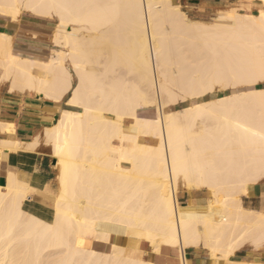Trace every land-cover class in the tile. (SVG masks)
I'll use <instances>...</instances> for the list:
<instances>
[{
  "label": "bare ground",
  "instance_id": "6f19581e",
  "mask_svg": "<svg viewBox=\"0 0 264 264\" xmlns=\"http://www.w3.org/2000/svg\"><path fill=\"white\" fill-rule=\"evenodd\" d=\"M175 1L0 0V93L39 96L58 112L29 141L0 119V167L47 150L58 181L50 220L30 206L36 180L9 170L0 264H160L143 258L142 242L179 248L178 264L190 248L211 264H264L232 259L264 251V211L243 204L264 181V0L209 21ZM26 14L55 23L47 56L15 47ZM218 86L232 91L204 100ZM182 190L208 201L181 205ZM15 233L36 250L28 261L11 254Z\"/></svg>",
  "mask_w": 264,
  "mask_h": 264
},
{
  "label": "crops",
  "instance_id": "0c3cea01",
  "mask_svg": "<svg viewBox=\"0 0 264 264\" xmlns=\"http://www.w3.org/2000/svg\"><path fill=\"white\" fill-rule=\"evenodd\" d=\"M190 1L193 2L191 3ZM187 3L193 9V11H200V13H202L201 16L204 18L207 17L204 10L215 8L218 10L222 9L220 5L218 6L220 3L214 4L215 2H211L209 0H188ZM228 4L229 6L226 7L238 6V4H230L229 2ZM36 20L38 23H33V29H23L20 27L17 34L15 35L14 41L16 40L17 36H19L21 37L22 41L20 43L21 47H52L50 37L53 34V26L50 24L51 21ZM39 98L41 97H35V95L21 96L8 93L0 98V119L7 122H15L14 124L16 125V132L13 133V137H16L15 139L29 141L32 139L37 129L51 125L55 122V118L58 117V112L54 111L56 103L48 99L45 100L43 98ZM55 163L56 160L47 152V150H43V152H39L37 154L29 155L23 153L20 155L14 154L9 158V169L0 167V186L6 185L10 169L19 171L22 177H24V179L28 182H31L34 179L35 173H38L41 181L36 183L38 189L36 188V192L31 196L32 200L30 201V206L36 213L46 214L47 206H52V199L56 196L55 181L57 178V170ZM203 192L204 191L189 193L187 191H183L180 198L184 200L185 205L190 202L204 203L205 200H201L203 197ZM243 204L245 207L264 211V183H259L252 186L249 190V195L243 197ZM112 242H116L119 245L124 246L123 239L116 241L112 240ZM142 244L145 245V247H143ZM139 249L145 253L144 257L147 256L149 260L160 264L163 262L173 264L179 261L181 258V250L176 247L163 246L161 247L159 253H153L150 251L148 244L142 242L139 246ZM199 250L202 249L190 248L188 250V254L190 256L189 263L197 264L199 262V264H204L207 261V263L209 262L211 264L210 258L203 256ZM263 255L264 251L243 249L237 251L232 259H235V261L259 260L264 262Z\"/></svg>",
  "mask_w": 264,
  "mask_h": 264
},
{
  "label": "rangeland",
  "instance_id": "374dc122",
  "mask_svg": "<svg viewBox=\"0 0 264 264\" xmlns=\"http://www.w3.org/2000/svg\"><path fill=\"white\" fill-rule=\"evenodd\" d=\"M175 1V0H174ZM187 1L188 0H176L175 2L176 3H178L179 5H181L182 6V9L184 10V11H186L188 14H189V16L190 17H193V18H203L204 20H206V21H209V20H211L212 19V17H214L215 15H217V12L216 11H218L217 9H210V10H204L205 11V13H206V16L207 17H202L201 15H202V13H200V11L199 12H197V11H193V9L188 5V3H187ZM209 1H213V2H215L214 4H218V3H220V4H218V6L220 5L221 7H226V6H229V4H228V2L231 4H238L239 2H240V0H209ZM191 3L193 2V1H190ZM247 3H249V2H246V3H244L243 5H246ZM236 7V6H235ZM250 7H251V12L253 13V14H257L258 12H259V4L258 3H256V4H254V3H251V5H250ZM250 7L248 6V5H246L245 7H243V8H245L247 11H249V9H250ZM214 11V12H213ZM211 18V19H210ZM27 19V20H26ZM30 21V22H29ZM33 23H38V21L36 20V19H34L33 17H31L30 15H24L23 16V18L21 19V22L18 24V26L15 28V29H13V32H14V35H16L17 34V32H18V29L21 27V28H23V29H28V27H29V29L31 28V29H33V27L32 26H34L33 25ZM51 24V26H55V23L54 22H51L50 23ZM49 24V25H50ZM27 25V26H26ZM27 27V28H26ZM22 41H21V38L20 37H18L17 36V38H16V40L14 41V45H15V47L16 48H18L19 50L21 49V50H23V48H24V50L26 51V52H30V53H39L40 55H43V56H47L48 55V52L50 51V49H51V47H21V48H19L20 46V43H21ZM17 44V45H16ZM19 46V47H18ZM190 47H192V46H190ZM35 50H34V49ZM38 48V49H37ZM189 48V47H188ZM43 49V50H42ZM49 49V50H48ZM187 50H189V49H187V47H185V51L187 52ZM191 50V49H190ZM189 50V51H190ZM44 51V52H43ZM192 51V50H191ZM189 53V52H188ZM187 53V54H188ZM192 53V52H191ZM46 54V55H45ZM188 55H190V53L188 54ZM0 74H1V70H0ZM259 87H261V84L260 85H258ZM241 89L242 88V86H240V87H238V89ZM263 88V87H262ZM219 89V90H218ZM221 89V90H220ZM218 91V92H217ZM232 90H222V87H220V86H218L217 87V90L216 91H214V92H212V93H209V94H207V95H205V97H204V100H210V99H214V98H217V97H220V96H224V95H227V94H229L230 92H231ZM7 92L5 91V90H3L0 94V98L1 97H3L5 94H6ZM222 93V94H221ZM182 108H184V105L182 104V105H180V107H178V109H182ZM57 169V168H56ZM36 180V183H39L41 180H40V176H39V174L38 173H35V176H34V179L31 181V182H33V181H35ZM56 195L58 194V181H57V178H56ZM262 184L264 183V181H262L261 182ZM182 192H183V190L179 193V195H178V200H179V203L181 204V205H185V203H184V200L183 199H181L180 198V196L182 195ZM55 198H56V196L52 199V206H50L49 208H48V206H47V213L46 214H39L38 213V215H40V216H46V215H48V216H50V220L52 219V215H53V206H54V200H55ZM201 200H205V202H207L208 201V197H207V194L205 193V192H203V197H202V199ZM47 217V216H46ZM14 229H16V228H14ZM18 234V235H17ZM23 237L19 234V233H15V234H12V235H10L9 236V240L11 241V244H12V246H13V249H12V256L15 258V259H17V258H19V257H21L22 258V262H23V256L25 257V260L26 261H28V257L29 258H33L34 256H35V252H36V250L34 249V247H32V248H26V246L28 245V246H31L32 245V243H30V244H28V242L25 244L24 243V240L22 239ZM125 240H126V242H125ZM113 241H116L115 239H113ZM30 242H34V240H30ZM123 242H124V246H128V240L127 239H123ZM97 249L98 250H102V251H108L110 248H109V246H107V247H102V246H100V247H97ZM201 251V253H202V255L203 256H206V257H208V255H207V253L203 250H200ZM29 252V253H28ZM143 258L144 259H146V260H149V258H147V256L146 257H144L143 256ZM189 260H190V256H189V254H187V261H188V264H190L189 263ZM165 262H163V263H161V264H164ZM32 264H34L33 262H32ZM173 264H178V262H175V263H173ZM204 264H210L209 262L207 263V261L204 263Z\"/></svg>",
  "mask_w": 264,
  "mask_h": 264
},
{
  "label": "snow or ice",
  "instance_id": "6c2138e0",
  "mask_svg": "<svg viewBox=\"0 0 264 264\" xmlns=\"http://www.w3.org/2000/svg\"><path fill=\"white\" fill-rule=\"evenodd\" d=\"M264 7V6H262ZM262 15H264V12L261 13ZM261 87H264V83L261 84Z\"/></svg>",
  "mask_w": 264,
  "mask_h": 264
},
{
  "label": "trees",
  "instance_id": "16d2710c",
  "mask_svg": "<svg viewBox=\"0 0 264 264\" xmlns=\"http://www.w3.org/2000/svg\"><path fill=\"white\" fill-rule=\"evenodd\" d=\"M187 106H188V104H187V103H186V104H184V108H185V107H187Z\"/></svg>",
  "mask_w": 264,
  "mask_h": 264
},
{
  "label": "water",
  "instance_id": "95a60500",
  "mask_svg": "<svg viewBox=\"0 0 264 264\" xmlns=\"http://www.w3.org/2000/svg\"><path fill=\"white\" fill-rule=\"evenodd\" d=\"M57 119H58V117L55 118V120H57Z\"/></svg>",
  "mask_w": 264,
  "mask_h": 264
}]
</instances>
